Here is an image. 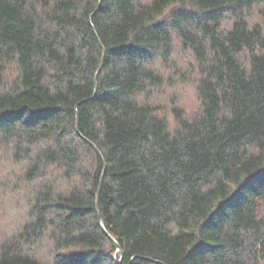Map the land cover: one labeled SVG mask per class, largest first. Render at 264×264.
Wrapping results in <instances>:
<instances>
[{"label":"trees","instance_id":"trees-1","mask_svg":"<svg viewBox=\"0 0 264 264\" xmlns=\"http://www.w3.org/2000/svg\"><path fill=\"white\" fill-rule=\"evenodd\" d=\"M2 167L0 264H264V0H0Z\"/></svg>","mask_w":264,"mask_h":264},{"label":"rangeland","instance_id":"rangeland-1","mask_svg":"<svg viewBox=\"0 0 264 264\" xmlns=\"http://www.w3.org/2000/svg\"><path fill=\"white\" fill-rule=\"evenodd\" d=\"M251 13L250 18L253 20L256 17L255 10ZM179 63H181V67H184L186 64L185 60ZM173 97H175L179 105L184 106L188 112L194 111L196 101L194 99L195 95L192 86L166 87L162 95L156 97V102L159 101L166 108H170L171 99ZM5 176L7 177L8 174L5 168L2 167L0 168V177L3 180ZM3 183L2 186L0 185V242L4 237L13 233L20 226L22 218L24 217V207L16 208L17 204H20L19 198L15 197V194L10 188L4 189L3 185H5V183Z\"/></svg>","mask_w":264,"mask_h":264},{"label":"water","instance_id":"water-1","mask_svg":"<svg viewBox=\"0 0 264 264\" xmlns=\"http://www.w3.org/2000/svg\"><path fill=\"white\" fill-rule=\"evenodd\" d=\"M106 53V51H105V49H104V54ZM102 66H103V62L101 63V66H100V68H99V71H98V74H99V72L101 71V69H102ZM98 74H97V77H98ZM90 142V141H89ZM90 144L99 152V150H98V148L92 143V142H90ZM103 177H104V175H103ZM103 177H102V179H101V183H102V181H103ZM98 197H99V193H98ZM97 208H98V202H97ZM99 221H100V223H102V221H101V218L99 217ZM107 235L117 244V242H116V240L112 237V236H110L109 235V233H107ZM118 245V244H117ZM118 249H120V247H119V245H118Z\"/></svg>","mask_w":264,"mask_h":264}]
</instances>
